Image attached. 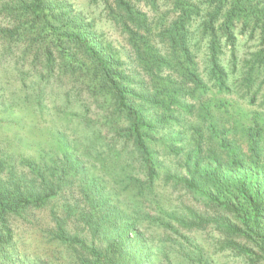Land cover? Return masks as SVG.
<instances>
[{
  "label": "trees",
  "instance_id": "1",
  "mask_svg": "<svg viewBox=\"0 0 264 264\" xmlns=\"http://www.w3.org/2000/svg\"><path fill=\"white\" fill-rule=\"evenodd\" d=\"M58 104L82 112L64 116L80 138L55 127L27 175L0 157V264H264V0H0V124Z\"/></svg>",
  "mask_w": 264,
  "mask_h": 264
},
{
  "label": "rangeland",
  "instance_id": "2",
  "mask_svg": "<svg viewBox=\"0 0 264 264\" xmlns=\"http://www.w3.org/2000/svg\"><path fill=\"white\" fill-rule=\"evenodd\" d=\"M85 0H79V3L84 2ZM87 1V0H86ZM87 10L91 13V16L93 18L96 19L98 26L100 27V29L102 31H104L108 37L121 49H127L129 48V45L125 39V37L122 35V33L119 31H116L111 24L108 22L107 20V15L106 12H102L101 9L98 8H93L89 6H87ZM261 41H262V34L260 33V31L258 30V32H256L253 37H245L242 36L241 37V41H240V46H239V58L242 61L243 59H251L253 57V55L255 53H257L260 48H261ZM13 83V81H12ZM56 83V80L54 81L53 84ZM52 84V85H53ZM57 84V83H56ZM55 86V85H54ZM70 86H67V88H69ZM85 98V96H84ZM232 101V103H240L242 105L243 108H245L248 111H253L254 109L258 108L259 106L257 105L255 108L250 107L251 104L247 101V100H242L237 96H233L230 98ZM191 102V101H190ZM52 106L51 104H49L48 108ZM60 108V109H59ZM76 108L70 106L69 108L64 107L62 109V105L59 106V104L57 105V109H54L55 115H46L44 116V122L40 119L36 120L35 122L31 121L30 119H26L23 123H22V131L20 133H15L13 129V127H15L16 123H13L12 121H9L7 123H1L0 124V157L4 156L6 153L10 154L11 156L14 157V161H15V165L17 166V168L19 169V171L24 172L27 174H29V171L26 168H23L21 162L23 159H26V157H32L34 159L40 160L42 156H45L47 158V156L49 155L48 153H50V148L51 145H53L54 143H56V139L59 136V131L56 130L55 127H61V129L64 131L67 135L70 136V140H75L76 137L80 138V136L78 135H74L76 136L74 138V136L71 135V133H73L72 128H69L67 125L71 124L69 121L64 120V116H68L69 113L75 114V113H81L80 109L74 111ZM62 113H59V111ZM79 111V112H77ZM68 113V114H64ZM83 113H84V108H83ZM101 113V111H99L97 108L92 110L91 113L87 114L88 118H86V122L88 121H96V116L99 115ZM215 115V114H214ZM63 116V117H62ZM81 118L83 117L85 120L84 116H80ZM216 120V117H214ZM196 118L195 116H192V118H188L186 121L187 123H190L192 121H194ZM226 121H221V123H224ZM74 123V122H72ZM229 124H227L226 126H228ZM55 128V130H54ZM61 130V132H62ZM72 130V132H71ZM70 133V134H69ZM104 136L108 137L107 134H104ZM239 136L242 138L243 140V134H239ZM57 137V138H56ZM110 139H112V137H110ZM109 139V140H110ZM240 141V140H239ZM241 142V141H240ZM119 148L123 147L122 141H119ZM88 158V157H86ZM172 165L174 166V164L172 163ZM176 168V172L177 171H181L182 168L178 167L177 164H175ZM215 167V166H214ZM226 171H223L222 173H225ZM181 175H185V171L182 170L181 172H179ZM68 191V190H67ZM74 194L79 198V191L77 190V188H74L73 191ZM72 192H68L67 195H65V197H58V199H56L54 202H52L51 204H48V206L44 209V210H37L36 213L34 214V218L39 221V224L42 225V229L43 228H47L48 225H46V223L51 222L50 218V211L51 208L56 209V211H60L61 210V205L65 202V201H71V194ZM173 194V199L181 204L182 202H185L186 205H190L189 204V200L188 198L184 197V193L182 191L176 192V190H174ZM63 195V194H62ZM184 197V198H182ZM45 218H47L45 220ZM70 226L73 228L75 227V224H70ZM23 227V228H22ZM18 228L20 231H22L24 233H32L31 231L26 230V226L24 227L21 223H19ZM34 232V231H33ZM34 238H36V235H33ZM31 240V239H30ZM225 256V259L230 261V260H236L234 255L231 254L230 252H227ZM220 257V256H218ZM224 260V261H226ZM238 262H240V260H237Z\"/></svg>",
  "mask_w": 264,
  "mask_h": 264
}]
</instances>
